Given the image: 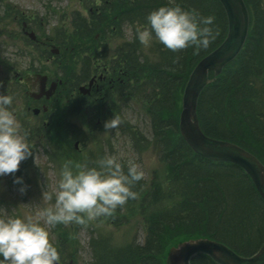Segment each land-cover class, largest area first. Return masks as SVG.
I'll return each instance as SVG.
<instances>
[{
	"label": "trees",
	"instance_id": "16d2710c",
	"mask_svg": "<svg viewBox=\"0 0 264 264\" xmlns=\"http://www.w3.org/2000/svg\"><path fill=\"white\" fill-rule=\"evenodd\" d=\"M245 1L251 15L247 41L220 74H211L212 81L199 99L198 114L205 133L234 141L264 162V6L262 0ZM169 3L170 0H113L101 9H93L88 16L74 13L71 18L69 47L77 53L76 47L89 46L93 56L102 41L97 34L103 39L112 38L123 32L121 25L134 27L131 38L116 49L127 67L128 77L115 78L111 85L117 94L130 91L145 104L150 135L145 137L135 128L133 148L142 150L153 144L170 175L164 188L160 185L151 192V185L143 194L142 210L150 209L143 243L131 242L117 249L107 242L102 249L98 248L102 250L99 261L102 259L106 264H166L170 247L197 237L218 239L243 255L254 253L264 241V200L250 177L234 163L210 160L195 153L178 126L189 74L226 35L225 10L219 0H174V5L185 11L213 16L214 22L209 27L214 39L206 49L192 46L175 52L154 41L148 53L136 39L135 29L146 24L149 12ZM76 56L73 54L68 62V80L79 84L83 75L76 72L80 61ZM84 59V64L89 65L91 60ZM56 122L53 121L52 132L59 129ZM66 127L67 146L75 149L71 143L81 139V129L73 123ZM86 160L93 158L90 155ZM57 161L61 164L71 161L73 170L77 165L66 150ZM85 165L88 167L89 162ZM124 171L127 172L126 167ZM144 184L142 179L132 190H141ZM192 264L216 263L207 255H199Z\"/></svg>",
	"mask_w": 264,
	"mask_h": 264
},
{
	"label": "rangeland",
	"instance_id": "374dc122",
	"mask_svg": "<svg viewBox=\"0 0 264 264\" xmlns=\"http://www.w3.org/2000/svg\"><path fill=\"white\" fill-rule=\"evenodd\" d=\"M262 1L264 6V0ZM96 3L102 4L96 0H0V94L12 96L13 102L9 110L14 112L21 126V135L25 137L32 152L20 163L16 173L0 176V218L35 215L50 206L51 201L41 200V192L44 189L56 190L61 167L65 164H61L57 158H61L64 150L72 155L77 165L89 162L88 167H96L98 159L115 155L120 162L134 160L144 171L143 188L133 189L138 193L137 199L129 200L124 206L118 207L112 215L86 220L85 224L69 223L50 227V242L58 249L60 262L63 264H106L102 259L99 261V257L102 256L101 249L107 242L109 247L117 249L131 242L142 244L146 235V219L150 212L149 207L145 212L142 210L143 194L151 185V192L160 185L164 188L170 176L168 166L160 159L153 144L142 150L133 148L135 128L145 137L150 135L147 109L142 100L130 91L117 94L112 93L113 89L107 93L110 95L109 100H95L84 96L77 84L74 88L75 82L69 81V76L62 77L60 59L48 57L51 43H55L53 37L56 38V33L64 32L63 28L69 30L75 12L88 15L90 7H96ZM3 13L6 15L2 16ZM19 14L20 22H17L13 15ZM22 17L23 20L28 17L32 19L31 30L41 45H32L25 38L28 36L21 29ZM125 27V37L129 39L131 28ZM98 36L100 37V34ZM122 40L116 37L103 39L109 44L111 54ZM154 41L150 47L143 46V49L149 53ZM44 51H47L46 56L41 55ZM115 61L113 60L114 64ZM35 73L49 75L56 84L62 80L67 86L60 87L58 94L61 98L32 101L26 95L29 89L27 81L34 77ZM48 90L51 92L46 98L53 94L52 89ZM43 104L49 105V111L38 116L29 108L41 107ZM99 107H102L104 112L94 114ZM75 110L80 112L71 114ZM113 116L120 118L119 125L114 129H105V121ZM53 121H57L59 128L54 130L55 133L51 129ZM68 123H73L81 129V139L71 143L76 146L79 141L78 147L71 150L66 143L65 130ZM57 131L60 133H56ZM90 155L93 160H86ZM73 171H77L76 166ZM16 176H22L27 185V190L23 193L19 191L20 185L13 183ZM154 202L159 204V201Z\"/></svg>",
	"mask_w": 264,
	"mask_h": 264
},
{
	"label": "clouds",
	"instance_id": "9594fccd",
	"mask_svg": "<svg viewBox=\"0 0 264 264\" xmlns=\"http://www.w3.org/2000/svg\"><path fill=\"white\" fill-rule=\"evenodd\" d=\"M213 16H201L194 10L185 11L174 0L146 16V24L135 29L136 39L145 48L158 41L175 52L194 46L206 49L214 39ZM13 98L0 94V176L14 174L22 161L31 154L29 144L21 135L20 124L9 110ZM120 118L105 121V129H114ZM96 167L76 165L71 161L61 167L55 191L41 192V200L51 201L35 215L0 218V264H59L60 253L50 242V227L69 223L85 224L100 216H110L138 193L132 186L144 178V171L134 160L124 164L115 155L96 161ZM127 168V172L124 168ZM13 183L27 190L22 176Z\"/></svg>",
	"mask_w": 264,
	"mask_h": 264
},
{
	"label": "water",
	"instance_id": "95a60500",
	"mask_svg": "<svg viewBox=\"0 0 264 264\" xmlns=\"http://www.w3.org/2000/svg\"><path fill=\"white\" fill-rule=\"evenodd\" d=\"M220 2L227 16V34L223 41L204 55L191 71L183 91L179 130L187 144L197 154L211 160L240 166L264 199V163L236 142L207 135L199 121L198 102L203 90L212 81L210 72L215 76L220 74L224 67L239 55L249 33L250 12L246 1L220 0ZM45 78L41 82L40 94L49 95L51 91L44 90ZM200 254L208 255L217 264H264V242L254 254L242 255L220 240L209 237L191 238L171 247L166 263L191 264L192 259Z\"/></svg>",
	"mask_w": 264,
	"mask_h": 264
},
{
	"label": "flooded vegetation",
	"instance_id": "af4514ba",
	"mask_svg": "<svg viewBox=\"0 0 264 264\" xmlns=\"http://www.w3.org/2000/svg\"><path fill=\"white\" fill-rule=\"evenodd\" d=\"M96 1H101L102 4L99 5L98 3H96V9H100L101 7H105V5H109L111 2H113V0H96ZM7 9V7H6ZM6 13H3L2 16H5ZM13 19L14 20H18L17 22H20V14L19 15H13ZM31 21L32 19L30 17L25 18L23 20H21V24H22V31L25 35H27L28 37H25L26 39L29 40V42L33 45L34 43L40 44L39 42L40 40L37 38V36L35 37H31L29 32H32L31 30ZM64 32H61V36L60 38L57 37V41H55V43H51V48L49 50V54L48 57L49 59L56 57L58 60L60 59V63H62L61 65V75H63V78H66L69 76L68 74V62L70 61V59L72 58L74 53L73 49H70L69 44H68V29L67 28H63ZM54 40V38H53ZM42 42V41H41ZM99 48L98 50L95 48L96 50V54L94 56H90L87 55L89 54L92 49L89 48L88 49V53H85L84 55H79L77 57V60L79 61V65L76 68V72L78 74H82L83 77H85L84 81L81 83V85H84L85 87L82 88V91H80V93H82L84 96L87 97H92L95 100H100V99H104L106 96H108V99H110V95L107 94L110 90L113 89V86L111 85V83L114 82V78L117 77H122V76H127L128 74V70L127 67L125 66V64L123 62L119 63V66L117 67V65H113V60H115V56H111V53H109L108 50H106L103 47L107 46V43H105L104 41H99ZM98 45V43L96 44ZM103 46V47H102ZM106 50V51H105ZM45 53V54H44ZM43 56L47 55V51L42 52ZM31 58H35V56H31ZM83 58H88L91 60L89 65H85L82 61ZM112 58V59H111ZM85 60V59H84ZM110 60V61H109ZM123 63V64H122ZM109 66L111 69H109ZM100 68H102V70H100ZM118 69V70H117ZM39 74L41 73H35L34 77L28 79V86L29 89L26 92V95H28L30 97V99L33 101L35 100H42V99H50V98H55L56 99H60L61 96L58 94V92L60 91V87H65L67 86L62 80V82H58L57 86L55 88V90L53 91V94L51 96H49V98H46V94H40L41 88H40V84H41V80L43 79L42 77L39 76ZM75 74V73H73ZM42 75H47V74H42ZM41 79V80H40ZM52 82V79L49 75H47V79L45 80V89H47L50 84ZM79 85V86H81ZM66 88V87H65ZM79 89V88H78ZM113 91V90H112ZM64 93H62L61 95L63 96ZM68 95V94H66ZM66 105L70 106L68 103H65ZM29 108L32 109L33 113L36 112L37 110L35 108H38L39 111H37L36 113H34L35 115H40L42 113L48 112L49 111V105L43 104L41 107L38 106H34L31 107L29 106ZM104 111L99 112L102 113Z\"/></svg>",
	"mask_w": 264,
	"mask_h": 264
},
{
	"label": "bare ground",
	"instance_id": "6f19581e",
	"mask_svg": "<svg viewBox=\"0 0 264 264\" xmlns=\"http://www.w3.org/2000/svg\"><path fill=\"white\" fill-rule=\"evenodd\" d=\"M132 1V0H131Z\"/></svg>",
	"mask_w": 264,
	"mask_h": 264
}]
</instances>
